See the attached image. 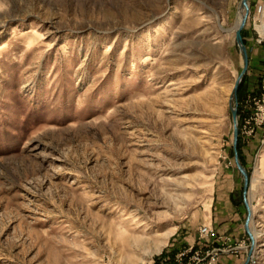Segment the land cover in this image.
Listing matches in <instances>:
<instances>
[{"label":"rangeland","instance_id":"374dc122","mask_svg":"<svg viewBox=\"0 0 264 264\" xmlns=\"http://www.w3.org/2000/svg\"><path fill=\"white\" fill-rule=\"evenodd\" d=\"M241 7L0 0V264H264V0L231 100Z\"/></svg>","mask_w":264,"mask_h":264},{"label":"water","instance_id":"95a60500","mask_svg":"<svg viewBox=\"0 0 264 264\" xmlns=\"http://www.w3.org/2000/svg\"><path fill=\"white\" fill-rule=\"evenodd\" d=\"M248 1L249 0H242L241 9L248 10ZM244 24H245V17L241 20L240 24L238 26H236V29H235V32H236V43H237V45H238V47L240 49V52L242 54L244 67H243V70H242L241 74L239 75L238 80L236 82V85H235V88H234V96L231 98V100L237 99V91H238L239 85L242 82L243 77L245 76V74H246V72L248 70V66H249V55H248V52H247V49H246V46L244 44L243 37H242V29L244 27ZM232 115H233V121H234L235 161H236L238 170L241 172V174L243 175V177L245 179V184H244V196H245V199H244V201L246 203L247 202L246 195H247V187H248L249 178H248V174H247L246 170L240 164L239 155H238V152H237V143H238L239 132H238V120H237L238 115H237V109L236 108L232 107ZM250 217H251V214L249 215V217H248V219L246 221V224H245V227H246L247 230H249L248 228H249Z\"/></svg>","mask_w":264,"mask_h":264},{"label":"built area","instance_id":"2783aa9c","mask_svg":"<svg viewBox=\"0 0 264 264\" xmlns=\"http://www.w3.org/2000/svg\"><path fill=\"white\" fill-rule=\"evenodd\" d=\"M200 234L204 238H209L210 236H214L215 231L211 225H205L200 229ZM252 260V259H251ZM250 264H255L253 261Z\"/></svg>","mask_w":264,"mask_h":264},{"label":"bare ground","instance_id":"6f19581e","mask_svg":"<svg viewBox=\"0 0 264 264\" xmlns=\"http://www.w3.org/2000/svg\"><path fill=\"white\" fill-rule=\"evenodd\" d=\"M244 10H245V9H241L240 12L238 13L237 24H236V26H238V25L240 24V22H241V20H242V18H243ZM235 29H236V27H235ZM251 222H252V221H251ZM251 232H252L253 235L256 236V234L254 233V231L251 230Z\"/></svg>","mask_w":264,"mask_h":264}]
</instances>
